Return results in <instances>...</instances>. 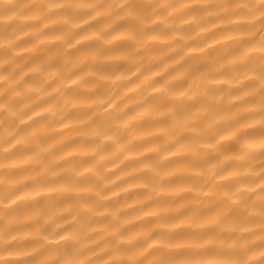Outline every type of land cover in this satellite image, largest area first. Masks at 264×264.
<instances>
[{
    "label": "clouds",
    "instance_id": "obj_1",
    "mask_svg": "<svg viewBox=\"0 0 264 264\" xmlns=\"http://www.w3.org/2000/svg\"><path fill=\"white\" fill-rule=\"evenodd\" d=\"M0 264H264V0H0Z\"/></svg>",
    "mask_w": 264,
    "mask_h": 264
}]
</instances>
